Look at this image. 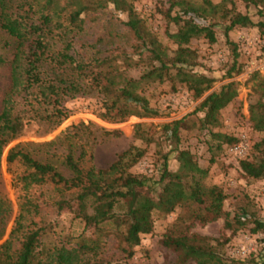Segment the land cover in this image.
Returning <instances> with one entry per match:
<instances>
[{
    "label": "trees",
    "instance_id": "obj_1",
    "mask_svg": "<svg viewBox=\"0 0 264 264\" xmlns=\"http://www.w3.org/2000/svg\"><path fill=\"white\" fill-rule=\"evenodd\" d=\"M135 0H0V32L15 40V53L9 63L10 83L0 110V165L4 148L19 137L30 123L60 126L70 112L66 99L96 91L101 97L100 119L116 123L130 117L151 113L141 95L151 83L188 84L192 97L200 99L214 82L194 72L196 54L189 45L193 39L216 42L214 27L220 19L224 34L236 27H257L264 33V0H247L258 9L261 20L235 13L233 0L213 5L189 7L171 18L178 29L167 37L176 47L169 54L154 35L148 33L135 14ZM226 4L231 5L227 9ZM126 13L124 22L130 49L115 48L107 56H77L75 37L83 31V15L105 10ZM171 8L166 16H170ZM234 57L236 45L227 41ZM4 63L0 59V66ZM142 68L139 77L127 73ZM234 67V65L232 66ZM175 83V84H174ZM261 99L249 107L251 128L264 134V79ZM174 88V87H173ZM20 96V100L16 97ZM236 96L234 84L224 85L207 95L192 115L199 117V130L226 144L237 139L211 130L218 125L219 112ZM185 119L164 126L179 144V128ZM111 132L110 134H114ZM109 134V133H108ZM96 136L92 127H69L54 140L22 143L9 149L6 163L13 171L17 189L18 211L7 239L0 243V264H130L141 236L154 229V215L167 216L176 208L193 206L191 218L201 224L223 218L226 229H233L229 214L222 209L226 199L216 186H206V171L201 169L187 149H176V171H171L163 157L156 181L136 175L129 169L143 156L134 146L117 155L104 169L93 164ZM220 148L221 145H217ZM255 160L239 161L246 178H264V138L254 145ZM50 203L56 211L66 212L84 224L77 237L63 234L56 224L42 218V206ZM8 201L0 197V241L10 215ZM235 224L250 219L242 211ZM251 230H264V220L254 221ZM86 232L92 236L85 235ZM160 244L176 254V264H235L223 258L217 239L198 234L168 232ZM116 253H110L112 250ZM247 264H264V249Z\"/></svg>",
    "mask_w": 264,
    "mask_h": 264
},
{
    "label": "rangeland",
    "instance_id": "obj_2",
    "mask_svg": "<svg viewBox=\"0 0 264 264\" xmlns=\"http://www.w3.org/2000/svg\"><path fill=\"white\" fill-rule=\"evenodd\" d=\"M206 0H135L132 7L135 14L143 22L148 33L154 35L163 46L165 53L175 50L168 39V33L178 29L171 18H175L183 9L204 6ZM213 5L221 0H209ZM235 13L248 15L257 22L260 17L258 9L247 0H233ZM227 9L231 5L226 4ZM169 17L166 16L170 9ZM126 13L115 12L112 5L99 12L89 13L84 18V28L75 37L74 49L77 56H107L115 48L130 49V41L124 22ZM214 22L216 42L208 43L204 38L193 39L190 49L196 54L194 72L213 79L208 92L200 99H194L188 84L151 83L143 87L141 95L148 102L151 113L145 117H130L122 122H108L100 119L104 110L101 97L96 91L87 90L64 103L70 112L69 117L58 127L45 123H30L22 134L11 141L3 150L0 165V197L8 201L10 215L6 222L5 234L0 243L7 239L18 211V191L14 188L13 171H20L19 166L9 168L6 156L10 148L22 143H44L54 140L69 127L83 125L92 127L96 142L93 146V164L97 169L111 165L117 155L134 146L143 151V156L129 169L136 175H144L156 181L162 159L166 156L171 171H176V149L189 150L197 165L206 171L203 183L216 186L222 190L226 199L222 209L229 214L233 229H226L223 218L201 224L191 218L193 206L185 205L176 208L167 216L154 215V229L141 236L140 244L134 248L129 259L130 264H176V254L160 244L165 233L188 232L217 239L219 250L227 263L247 264L254 257H259L264 249V230L252 233L254 221L264 220V178L253 180L244 177L239 161L255 160L257 152L254 145L259 143L264 134L255 132L248 121L249 107L262 96L264 79V33L257 27H236L227 36L224 34L225 24L217 17ZM227 41L236 45V55ZM15 40L0 32V110L2 99L9 87V63L15 53ZM234 65V67H232ZM139 66L128 71L131 77H139L142 70ZM233 83L236 96L219 112L218 125L212 128L213 133H220L237 139V143L227 147L221 141L212 138L199 130V117L192 115L201 101L210 93L219 91L224 85ZM20 96L16 100H20ZM185 123L179 128V144L170 137L164 126L181 119ZM115 132L114 134H110ZM109 133V134H108ZM245 146L244 154L238 155L230 149L238 144ZM217 145H221L217 148ZM245 211L250 219L237 226L236 217ZM42 218L46 222L56 224L57 230L63 234L77 237L84 231V224L73 219L66 212H57L50 203L42 206ZM85 235L92 236L86 232ZM116 253L113 249L110 253ZM194 264V263H190Z\"/></svg>",
    "mask_w": 264,
    "mask_h": 264
},
{
    "label": "built area",
    "instance_id": "obj_3",
    "mask_svg": "<svg viewBox=\"0 0 264 264\" xmlns=\"http://www.w3.org/2000/svg\"><path fill=\"white\" fill-rule=\"evenodd\" d=\"M244 149H245V146H244L243 143H241V144H238V145L232 147L230 149V151H232V152H234V153H236L238 155H243L244 154Z\"/></svg>",
    "mask_w": 264,
    "mask_h": 264
}]
</instances>
